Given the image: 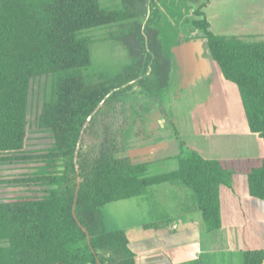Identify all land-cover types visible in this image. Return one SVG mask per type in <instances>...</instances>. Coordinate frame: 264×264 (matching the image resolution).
<instances>
[{
  "label": "trees",
  "instance_id": "trees-1",
  "mask_svg": "<svg viewBox=\"0 0 264 264\" xmlns=\"http://www.w3.org/2000/svg\"><path fill=\"white\" fill-rule=\"evenodd\" d=\"M140 1L120 0L121 10L108 11L99 0H0V164L47 159L61 163L59 172L22 180L52 187L48 196L0 202V264H136L128 234L107 232L99 209L162 184L189 189L206 230L221 229L220 189L231 186L233 169L204 159L178 138V168L150 176L152 163L135 164L128 158V140L112 122L116 108L110 101L122 87L139 80L151 98L168 87L170 70L156 29L162 23L157 9L161 0H150L144 26L135 25L141 27L139 32L144 28L148 42L149 52L144 37L142 47L130 44L134 52L143 48V68L119 83L87 84L81 76L53 79L37 127L51 133L54 143L47 154L24 152L32 80L89 67L93 41L83 32L137 22L142 18ZM208 3L186 24L208 39L213 60L238 89L249 131L264 139V42L212 33L203 11ZM247 183L249 195L264 203V160L247 173ZM243 264H264V250L245 251Z\"/></svg>",
  "mask_w": 264,
  "mask_h": 264
},
{
  "label": "crops",
  "instance_id": "crops-1",
  "mask_svg": "<svg viewBox=\"0 0 264 264\" xmlns=\"http://www.w3.org/2000/svg\"><path fill=\"white\" fill-rule=\"evenodd\" d=\"M206 1L197 2V7L192 10H198ZM235 2L238 11L235 20L225 22L223 15L230 7L231 0L230 3L229 0H209L203 11L210 24V31L217 36H237L245 42H255L256 38L261 40L258 42H264V0H235ZM176 17V26L181 30L183 37L177 39L172 47L173 50L164 51V58L170 70L168 87L160 96L151 98L141 87V93L135 92L137 86L134 87V84L139 80L132 81L126 85L134 87L132 93H128L131 101L125 102V113L120 116L119 123L116 122L115 117L112 121L120 126L122 137L128 140L130 150L127 156L135 164L174 159L179 154L178 138L184 141V138H188L189 132L194 138L201 137L202 134L199 133L195 123H202L201 115L205 117L203 122L207 123L206 117L211 116L208 109H205L207 108L205 104L209 100L207 97L215 96L218 84L221 85L226 81L219 65L209 52L208 44L203 46L204 55L199 60L201 62L193 59L190 71L186 70V76L184 75L183 69L179 66L178 56L175 54V47L201 36L188 24L185 27L184 19L187 21L191 18L189 14L181 15L178 12ZM193 20L194 18H191L190 21ZM228 26L236 28L231 29ZM150 72L149 69L147 76ZM191 74L200 76V79L193 81ZM237 103L236 100L235 111L243 115L245 112L242 102V106ZM240 117L244 125L243 116ZM179 128H183V132ZM203 137L206 138L204 141L190 143L188 147L198 152L204 159L217 160L235 171L231 186L220 189L221 229L208 232L198 205L195 204L194 210L177 212L175 218L179 221V226L177 223H168V218L173 217L171 213L161 215L157 213L155 233H149L154 226L142 225L145 236L139 239L128 236L136 264H191L197 260L201 264H243L245 251L264 250V203L249 195L247 183V173L252 168L255 169V167L250 168L252 160L256 159L258 162L264 160V139L257 135V147H252V154L249 155L247 162L239 164L238 161L231 159L232 154L226 147L218 154L213 150L212 143L207 140L211 137L207 135ZM139 139L141 142L144 139L148 141L152 139L153 142L146 141L145 144L137 145ZM159 143L165 144L152 154L146 153L140 156L134 153V150ZM169 189H173L172 192L180 196L188 195L185 188L177 183L154 186L146 194L156 195L159 198ZM138 244H140L139 249L136 248Z\"/></svg>",
  "mask_w": 264,
  "mask_h": 264
},
{
  "label": "rangeland",
  "instance_id": "rangeland-1",
  "mask_svg": "<svg viewBox=\"0 0 264 264\" xmlns=\"http://www.w3.org/2000/svg\"><path fill=\"white\" fill-rule=\"evenodd\" d=\"M187 1L161 0L157 4L162 23L156 29L159 31V40L165 52L173 50L174 48L172 49V47L178 41L177 39L183 37L180 32L181 30L176 26L177 13L179 12L181 15L189 14V17L194 18L193 14L196 10L194 11L192 8L197 7V2H204V0ZM149 2L150 0L139 2L138 11L142 18L137 20V22L127 21L83 32L84 36L89 37L93 41L90 46L91 65L89 67L65 71L54 74L52 77H37L32 80L29 94L28 135L24 149L25 154H31V156H35V154H47L54 143L51 133L43 132L37 127L38 116L45 101L50 96L54 80H66L81 76L87 84H99L103 82L119 83L131 75L132 72L136 73L143 68L144 57L146 55L143 52V48L141 49L142 51L135 49L137 52H134L130 44L137 42L142 47L141 37H144L146 52H149L144 28L142 27L141 32H139L141 27L135 29L137 23L143 25L146 22L149 14ZM99 5L102 9L108 11H119L122 9L120 0H99ZM229 5L230 7L223 15L225 22L235 20L234 18L238 13L236 11L237 5L235 0H231ZM181 17L184 18L185 16ZM186 23L187 21L184 19L185 27ZM174 25L175 27H173ZM228 28L235 29L236 27L228 26ZM258 41L261 40L256 38L255 42ZM219 84L215 96L207 97L209 100H214L212 102L208 100L205 104L207 107L205 109H208L212 117L207 116L206 123L203 122V120L205 121V117L201 115L203 118L202 123H195L202 136L197 137L195 135L197 138H194L189 132L187 133L188 138H184V142L188 146L190 143H196V141H204L206 139L203 137L204 135L210 136L211 138H207V140L212 143V147L214 146L213 150H216L219 154L222 148L226 147L230 154H232L231 159L238 161L237 163L239 164H243L248 161L249 155L252 154V147H257V135L250 134L245 113L242 115L237 113L238 111H235L236 105L234 103L236 100L237 104L242 106L238 89L227 81L222 82L221 85ZM135 86H137L135 92L141 93L142 90L139 83L134 84ZM134 87L132 86V89H129L131 87L127 86L123 87L122 91L117 93L110 101L116 108L115 120L117 123H119L120 116L125 113V102L123 100H131L128 93H132ZM240 116H243L244 125ZM179 130L183 132V128H179ZM127 147L129 148L130 146L127 144ZM260 165L261 162L254 159L250 168H258ZM60 166L61 163L49 159L0 164V182H2L0 184V202H15L48 196L52 187L25 183L22 180L59 172ZM177 168L178 162L176 159L160 160L150 165L149 175L165 174ZM172 190L166 191L165 195H162L163 197L158 198L156 195L145 193L143 196L112 203L100 208L99 214L105 223L107 232L125 231L130 238L139 239L146 234L143 232L142 225L154 226L149 233H155L157 226L156 214L159 213L161 215L168 212L173 215V217L168 218V223H177L179 226L180 223L175 218L177 212H186V209L194 210V204L197 205V202L194 199L193 193L187 188H185L186 192H188L186 196L175 194ZM180 230H182V227H180ZM136 248L139 249L140 244Z\"/></svg>",
  "mask_w": 264,
  "mask_h": 264
},
{
  "label": "water",
  "instance_id": "water-1",
  "mask_svg": "<svg viewBox=\"0 0 264 264\" xmlns=\"http://www.w3.org/2000/svg\"><path fill=\"white\" fill-rule=\"evenodd\" d=\"M204 44H208V39L205 37H194L193 39L189 40V41H185L182 44H180L179 46L175 47V54L176 56H178V61H179V66L180 68L183 69V73L186 76L187 71H190V67L192 66V60H196L198 62L200 59H202L203 55H204V49L203 46ZM210 52V50H209ZM187 54V55H186ZM192 73V72H191ZM194 73V71H193ZM192 80L195 81L200 79V76L196 75V74H191ZM193 84H195L193 82ZM165 143H159V144H155L152 146H147L144 148H139L137 150H134L135 154H138L140 156H144V154L148 153V154H152V152H156L158 150V148L163 147ZM142 163H147V162H142ZM80 187V180L78 181V189H77V194H76V198H75V203L77 202V198H78V190ZM75 207V206H74ZM75 218L77 219L76 214L74 213ZM79 225L83 228V231L87 234L88 240L90 239V236L87 232V230L79 223Z\"/></svg>",
  "mask_w": 264,
  "mask_h": 264
},
{
  "label": "flooded vegetation",
  "instance_id": "flooded-vegetation-1",
  "mask_svg": "<svg viewBox=\"0 0 264 264\" xmlns=\"http://www.w3.org/2000/svg\"><path fill=\"white\" fill-rule=\"evenodd\" d=\"M148 141L147 139H144V141L141 142V140L139 139V141H137V145H140V144H145L144 142ZM149 143H152L153 140L151 139L150 141H148Z\"/></svg>",
  "mask_w": 264,
  "mask_h": 264
}]
</instances>
